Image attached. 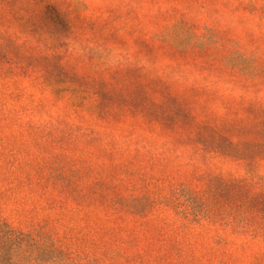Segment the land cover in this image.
Masks as SVG:
<instances>
[{"label":"rangeland","instance_id":"374dc122","mask_svg":"<svg viewBox=\"0 0 264 264\" xmlns=\"http://www.w3.org/2000/svg\"><path fill=\"white\" fill-rule=\"evenodd\" d=\"M52 1L55 13L0 0V144L41 170L23 178L73 176L84 202L45 207L34 188L0 195V215L27 229L61 210L60 229L95 254L121 223L107 197L134 198L145 209L123 214L120 231L141 251L180 237L196 262L217 264L179 203L164 221L151 200L174 189L223 205L244 198L239 180L264 176V0Z\"/></svg>","mask_w":264,"mask_h":264},{"label":"trees","instance_id":"16d2710c","mask_svg":"<svg viewBox=\"0 0 264 264\" xmlns=\"http://www.w3.org/2000/svg\"><path fill=\"white\" fill-rule=\"evenodd\" d=\"M33 1L40 6L42 13L56 11L52 0ZM55 17L59 18V16ZM91 134L95 139L102 135V133ZM0 156L3 160L0 164V172H4L0 174V195L26 197L27 192L34 191L35 188L46 197L43 204L45 207L60 208L70 205L73 201L84 202L83 193L70 174L59 170L54 178L40 176L39 172L33 179L23 178V173L31 171L32 168L36 170L37 167L19 160L12 149L2 144H0ZM37 171L41 170L37 168ZM233 187L234 184L231 183L223 191H232ZM236 187L239 192L245 193L244 198L237 202L216 205L208 196L199 197L184 190L181 195H177L176 190L172 189L169 196L162 195L151 200V208L159 210L157 215L167 221L169 215L166 213L173 208L171 204L179 203L185 214L182 215L184 219H180L182 226L188 227L191 233L210 234L213 249L209 250L216 253L217 264H229L233 255L239 252L248 253L251 256V264H264V176L252 174L251 177H244L239 180ZM111 198L107 197L109 201L118 205V214L121 213L118 218L121 223L118 229L113 224L112 231L107 229L108 235L112 232L109 236L113 240L105 241L103 246H96L95 254L89 251L93 245L81 243L82 233L77 231L67 233L60 229L57 221L63 214L61 210L54 219H43L39 224L27 229L15 226L6 217L0 215V264H201V261L196 262L194 255L190 254L189 240L180 237L172 241L165 238L158 239L162 250L156 251L155 255L141 251L137 237L133 239L127 237L120 229L124 228L123 214L135 210L138 215L145 209L144 203L141 204L134 198L130 200L124 196ZM167 201L168 203H165ZM107 219L111 221L112 216H107ZM142 223L139 228L147 232V226ZM191 223L197 225L193 227ZM164 226L165 222L159 221L151 227L164 237ZM178 234L184 235V232Z\"/></svg>","mask_w":264,"mask_h":264}]
</instances>
